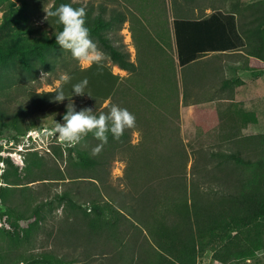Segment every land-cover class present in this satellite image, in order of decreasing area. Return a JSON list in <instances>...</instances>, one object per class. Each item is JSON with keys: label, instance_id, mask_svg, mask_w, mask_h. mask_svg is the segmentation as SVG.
<instances>
[{"label": "rangeland", "instance_id": "obj_1", "mask_svg": "<svg viewBox=\"0 0 264 264\" xmlns=\"http://www.w3.org/2000/svg\"><path fill=\"white\" fill-rule=\"evenodd\" d=\"M54 1L0 0V98L5 101H9L5 97L11 98V108L15 111L29 105L27 96L29 91L53 90L60 85L61 76L65 75L68 69L79 66L87 67L74 59L70 51L61 49V47L45 53L50 60L56 63L54 69L43 67L39 56L31 53L32 50H43L42 44L54 39V35L46 36L45 32L54 33L55 29L60 31L57 25L44 20L46 15L44 5L51 8ZM75 1L92 4L95 8V15L100 11L102 3L107 6V16H110L113 9H123L127 15V21L122 29H115L111 37L117 46L129 52L131 60L137 62L139 44L137 38L133 36L132 29L133 26L143 23L142 20L145 19L141 13L133 11L137 6L141 5L143 9L158 7L155 11L147 12L149 20L157 24L163 19L167 26H172L175 17L199 18L219 8L229 12L236 11L239 22L243 19L248 20L252 17L249 4L259 0ZM242 15H245L244 18ZM93 40L102 54L101 61L108 64L114 70L113 72L122 76V82H126L122 88L129 87L132 92H130L131 96L127 92L124 93L120 96V100L113 98L103 103L93 102L91 107L103 112L109 103L111 106L118 105L127 108L135 116L134 125L125 129L130 132V140L124 149L115 151L104 165L106 170L104 182L106 183L103 185L99 179L90 177L88 169L79 166L77 163L79 158L76 155L72 160L69 158L67 150L64 149L68 142L63 141L56 131L57 124L64 122L60 116L67 109L68 99L52 104L39 113L37 119L40 127L30 130L25 135L14 138V130L6 129L0 137V185L7 189L6 192H11L12 187H18L14 192L16 200H25L23 198L27 195L29 200L22 206L25 209L28 204L26 207L28 213L34 205L41 201L49 200L53 204L51 210L46 206L38 228H34L32 238L27 240L21 224L14 215L7 211V206L0 202V264H8L14 260L7 258L5 256L7 254L15 255L14 258L28 259L42 252L56 253L68 260H75L77 264H145L149 257L150 260L153 257H148L149 250H153L150 246V242L153 241L149 232L140 225V220L137 219L141 217V204L135 196L136 187L131 181L129 171L135 162L141 163L142 160L148 159H151L152 163L156 161L159 164L143 166L141 163L142 170H153L154 167L160 170L176 169V166L182 169L184 166L170 162L174 158L173 153L176 148L172 150L167 146L157 149L159 138L169 135L166 129V119L143 104L133 106L135 93L139 92V87L148 88L150 86V77L155 75L159 66H151L153 69L143 70L147 83L142 86L135 80L130 81V77L133 76L132 72L120 68L103 50L98 40L96 38ZM164 46L167 48V55L174 60V69L179 71V93L177 94L180 100L177 110L175 109V113L179 112V116L177 118L175 115V122L179 126V139L183 142L187 154L188 186L191 185V178H194L206 199H217L222 196L224 190L234 187V184L240 181L237 174H241V168L236 167L235 160H230L222 167L224 171L232 173L227 178L225 172L220 171L219 161L222 159L212 155L217 150L232 153L239 148L236 139L220 140L219 135L215 134L214 131L220 128L218 126L222 122L218 114L230 102L243 103L248 96L252 95L254 105L260 108L262 122H264V69L258 70L255 76L251 73L242 74L240 70L249 64V60L254 62L255 66L258 62L255 58H249L242 49L222 56L209 53L187 68H182L178 65L175 41L171 40L170 45L165 43ZM16 48L27 49L26 52H30L29 60L35 67L34 75L25 72L24 61ZM44 73H46L45 76L41 78ZM147 75H149L148 78ZM169 75L172 76L171 72ZM241 76L247 82L239 86L236 80L239 77L242 78ZM247 83L256 85L255 91L251 94L246 92ZM158 86H164V84L160 83ZM184 92L186 96L183 101ZM72 100L75 101L78 109L90 102L87 96L72 98ZM172 102L175 103V100ZM170 109L173 110L174 107ZM29 111H32V107ZM32 113L31 117L37 114ZM138 114L149 115V118L136 120ZM260 125L264 129V123ZM89 137L90 133L82 136L76 146L94 155L93 149L98 146L99 142ZM58 144H63V156L57 148ZM257 151L258 147L252 144L250 148L244 150L243 156L256 160L261 157ZM30 152H37L38 155L29 156ZM27 157L28 161H26ZM194 166H196L195 169ZM15 168L22 179L18 185L12 184L16 178ZM241 171L243 172L242 169ZM65 191H72L75 199L84 206H90L93 200L102 201L111 198L109 196L112 194L115 202H122L132 209V213L126 210V215L130 219L120 227L118 234L96 236L88 232L87 226L80 217L75 218L77 212L71 211L67 203H59L55 198L57 194H63ZM146 200V206H150L153 199L146 197ZM197 264L222 263L213 259L211 251L207 250L198 255ZM229 264H264V249L254 260Z\"/></svg>", "mask_w": 264, "mask_h": 264}, {"label": "trees", "instance_id": "obj_2", "mask_svg": "<svg viewBox=\"0 0 264 264\" xmlns=\"http://www.w3.org/2000/svg\"><path fill=\"white\" fill-rule=\"evenodd\" d=\"M60 3H71L73 7L85 9L86 24L90 28L92 38L98 40L100 46L109 54L114 63L120 68L132 72L133 76L130 77V81L135 80L143 86L144 83H147L143 70L152 68L151 66H159L155 75L150 77V86L148 88L139 87V92L135 93L133 106L143 104L166 119V129L169 135L159 138L157 149L167 146L172 150L176 148L173 153L174 158L170 162L184 166L182 169L176 166V169L160 170L154 167L153 170H142L141 163L143 166L159 164L156 161L152 163V160L148 159L142 160L141 163L135 162L129 171L131 181L136 187L137 194L135 196L141 204V217L137 219L140 220V225L149 232L153 241L150 242L153 250L148 252V257H153L151 260L149 257L146 263L197 264L198 255L207 250L211 251L213 259L222 264L256 259L259 252L264 249V133L259 136H246L245 139L243 137V141L238 138L237 133H234L229 139L237 140L239 148L236 152L227 153L222 150L213 152V156L222 159L219 161L220 171L225 172L227 178L232 173L224 171L222 167L228 161L235 160L236 167L243 170L242 172L240 169L241 174H237L240 181L228 190L223 189L225 192L222 196L217 199H206L194 178H191L189 187L186 169L187 154L183 142L179 139V126L175 122V115L177 118L179 116V112L175 113L180 100L179 94H177L179 93V71L174 69V60L167 55V48L164 45L165 43L170 45L171 40L175 41L178 65L182 68H187L191 63L209 53L222 56L229 51L242 49L249 58H255L258 61L254 69L262 70L264 69V0L249 4L252 17L248 20L243 19L239 22L236 11L229 12L219 8L211 14L199 18L175 17L172 26H167L163 19L159 20L157 24L150 21L147 16L149 10L143 9V6L139 5L136 10L143 15V19L149 21L144 19L143 23L133 26L132 29L133 36L135 39L137 38L139 44L137 62L131 60L129 52L117 46L111 37L113 31L117 28L122 29L123 24L127 21V15L123 9H113L110 16H107V6L102 3L100 11L95 15V8L92 4H84L75 0H55L51 8L59 6ZM242 16L244 18L245 15ZM49 19L50 23L57 25L60 30L62 29V25L58 23L56 17ZM58 47L60 46L54 37L42 44L43 50H32L31 53L39 56L43 67L54 69L56 63L50 60L45 53H49L52 49L56 50ZM16 49L24 61L25 72L34 75L35 67L29 60L30 52H26L27 49ZM113 71L103 61L87 67L70 68L66 73L70 77L69 82L62 81L55 89L42 91V94L29 91L27 93L29 105L23 108L21 106L22 109L17 111L11 108V98L5 97L9 101L0 98V137L8 128L14 130V138L39 128L38 114L48 106L57 103L52 99L56 94L55 91L62 86L64 92L71 95L72 85L84 78L89 81L86 91L90 94L74 95L72 98L87 96L90 98V102L83 108H92L97 116L100 113H108L111 108L110 103L104 112L96 111L91 107V104L93 102L103 103L113 98L120 100L121 95L132 92L129 87L122 88L126 82H122V76ZM169 72L172 74L171 77ZM157 83L158 85L164 84V86H158ZM236 83L241 86L246 82L239 77ZM185 96L184 92L183 101ZM173 100L175 103L172 102ZM31 107L32 111H29ZM170 107H174V109L172 110ZM233 108L220 112L218 115L222 121L225 119L229 123L234 121L236 125L239 123L237 103H234ZM81 109L77 108V111ZM31 113L37 114L31 117ZM64 114L60 116L61 119ZM146 118H149V115H136V120ZM130 137V132L126 130L119 139H114L109 132L108 142L103 144L99 155H92L85 149H80L76 144L68 143L64 149L67 150L71 160L76 155L79 158V162H77L79 166L88 169L90 177L99 179L104 185L106 183L104 182L106 173L104 165L115 151L126 147ZM89 139L99 142L98 145L102 143L92 133H90ZM224 139L227 140V137L224 136ZM252 144L258 147L257 152L261 154V157L256 160L243 156L244 150L250 148ZM62 145L58 144L57 148L63 156ZM153 145L155 144L153 143ZM28 155L37 156L38 153L30 152ZM26 161H28V157ZM138 163L140 164L137 166ZM195 168L196 166H194ZM15 175L16 178L12 184L18 185L22 179L17 168H15ZM17 188L12 187L11 192L13 193H11L6 192L7 189L0 185V202L7 206V211L14 215L18 223L21 224L25 238L30 240L34 228H38L46 206L51 210L53 202L41 201L34 205L31 212L28 213L26 211L28 204L25 209L22 205L27 203L29 198L26 195L23 198L25 200H16L14 192ZM105 189H107L106 186ZM151 195L153 197H150ZM109 197L111 198L102 201L93 200L90 206L79 203L72 191L57 194L55 198L59 203H67L71 211L77 212L75 218L80 217L87 226L88 232L96 236H114L120 232V227L130 219L126 215V210L132 213V209L122 202H115L112 194ZM146 197L153 199L150 206L145 204V202L147 203ZM143 246H145L144 243ZM146 248H148L147 245ZM5 256L14 259L8 264H77L75 260H68L52 252L38 253L28 259L14 258L15 255L9 254Z\"/></svg>", "mask_w": 264, "mask_h": 264}, {"label": "clouds", "instance_id": "obj_3", "mask_svg": "<svg viewBox=\"0 0 264 264\" xmlns=\"http://www.w3.org/2000/svg\"><path fill=\"white\" fill-rule=\"evenodd\" d=\"M44 20H50V17H56L58 23L62 25L60 31L54 33L45 32L46 36L54 35L56 43L61 49L68 50L71 56L83 66H90L93 63L99 64L102 54L94 42L90 28L86 24V11L83 7H73L71 3H60L57 7H47L44 5ZM42 75L41 78L45 76ZM61 80L69 82L68 75H62ZM89 81L87 78L80 80L72 85V94L64 92L63 87L55 91L52 99L56 102H63L68 98L67 111L63 116V123H58L56 131L59 137L70 144L79 143L82 136L92 133L102 143L93 149V154H98L103 144L108 142V133L110 132L114 139H119L126 128L135 123V116L127 108L118 105H112L108 113H100L98 116L92 108H83L77 111L74 95L83 96ZM42 94L39 91H36Z\"/></svg>", "mask_w": 264, "mask_h": 264}, {"label": "crops", "instance_id": "obj_4", "mask_svg": "<svg viewBox=\"0 0 264 264\" xmlns=\"http://www.w3.org/2000/svg\"><path fill=\"white\" fill-rule=\"evenodd\" d=\"M157 8L158 7H154V9H148V10L149 11H155ZM148 10H146V11H148ZM133 11L137 12L136 9ZM231 52H233V51H229L228 53H231ZM246 67H247V69H246ZM255 67H256L255 63L254 62L252 63L249 60V64L247 66H244V68H242L240 71L242 72V74H245V73L250 74L251 73L253 76H255V75H257L256 72L258 71L256 69H254ZM240 71H239V73H240ZM242 79L245 82H247V80L245 78L242 77ZM248 83H247V86L245 85V88H248L246 92L248 94H251L255 91L256 85H255V83H253L252 85L248 84ZM254 102H255L254 97L251 95V96H248L247 99L245 100V102H243V103L242 102L238 103L235 101L230 102V104L227 105L221 111V112H224V111L229 110V109H234L233 108L234 103H237V105H238L237 111L239 112V116H238L239 117L238 118L239 123L235 125L234 121L229 123V121H227L226 119L223 120L222 122H220L221 125L219 124L220 126H218L220 128H218V130L214 131L215 134H217V136L219 135L220 140L224 139V134H225V137H227V139L231 138V136L234 133L238 134L239 139H242L243 137H244L243 139H245L246 136H252V135L259 136L260 134L264 133V129H262L261 128L262 126L260 125L261 123H264V122H262L261 110L258 106L254 105ZM243 139H242V141H243Z\"/></svg>", "mask_w": 264, "mask_h": 264}, {"label": "built area", "instance_id": "obj_5", "mask_svg": "<svg viewBox=\"0 0 264 264\" xmlns=\"http://www.w3.org/2000/svg\"><path fill=\"white\" fill-rule=\"evenodd\" d=\"M71 145V144H70Z\"/></svg>", "mask_w": 264, "mask_h": 264}]
</instances>
